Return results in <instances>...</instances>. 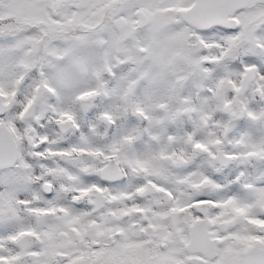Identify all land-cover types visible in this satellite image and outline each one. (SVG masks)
<instances>
[{
  "label": "snow or ice",
  "instance_id": "1",
  "mask_svg": "<svg viewBox=\"0 0 264 264\" xmlns=\"http://www.w3.org/2000/svg\"><path fill=\"white\" fill-rule=\"evenodd\" d=\"M0 264H264V0H0Z\"/></svg>",
  "mask_w": 264,
  "mask_h": 264
}]
</instances>
